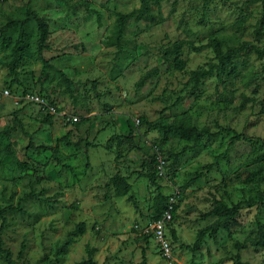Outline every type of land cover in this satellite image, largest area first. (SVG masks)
Masks as SVG:
<instances>
[{
	"label": "rangeland",
	"instance_id": "rangeland-1",
	"mask_svg": "<svg viewBox=\"0 0 264 264\" xmlns=\"http://www.w3.org/2000/svg\"><path fill=\"white\" fill-rule=\"evenodd\" d=\"M147 1L149 15L127 18L117 40L116 13L139 8L140 0H0V27L24 19L28 3L50 27L41 52L45 65L33 42V19L14 73L9 64L18 31L8 30V46L0 43V91L11 93L0 96V208L21 209L6 213L0 237L13 264H74L91 247L97 264H234L237 253L236 264H264V247H234L256 232V218L264 228V57L243 48H264V36L256 33L261 4ZM179 41L181 70L170 52ZM212 41L224 53L234 52L233 63L221 79L214 69L195 81L192 71L217 63ZM25 91L54 103L58 110L49 122L37 105L14 101ZM182 117L220 132L192 142L148 125ZM232 131L250 142L238 141L225 153ZM158 156L165 161L161 173L154 163L143 165ZM155 168L153 184L148 175ZM117 171L131 184L123 197L114 195L109 181ZM159 190L166 196L178 191L168 226L169 237L171 228L176 235L173 261L134 229L155 216ZM218 200L242 204L227 228L207 233L192 251L186 245L216 219L206 213ZM78 222L85 232L58 252ZM0 264L7 263L0 258Z\"/></svg>",
	"mask_w": 264,
	"mask_h": 264
},
{
	"label": "trees",
	"instance_id": "trees-1",
	"mask_svg": "<svg viewBox=\"0 0 264 264\" xmlns=\"http://www.w3.org/2000/svg\"><path fill=\"white\" fill-rule=\"evenodd\" d=\"M261 4V10L262 15L258 21V28L256 30V33L260 36H264V0H257ZM141 6L137 9H133L132 11L128 13H116L118 18V26L116 29L117 34V40L121 37L122 31L124 29V23L127 18H130L132 16H135L136 18L145 17L149 15V4L147 0H140ZM25 18L24 19H12L7 21L3 26L0 27V43L4 46H8V37L7 33L9 29L17 30V37L13 41V44L11 46V52L13 54L12 60L10 61V71L14 73L19 61L24 57L25 48L29 45L30 39L28 37V31H27V23L30 19H33L36 24V34L33 39V42L36 46L37 53L39 54V58L41 61L46 64V60L41 56V52L47 48V41L50 34V27L46 20H44L36 11L32 10L29 3L26 5L25 10ZM212 46L214 48V51L216 53L217 63L211 66L209 69H200V70H194L191 72V79L197 80L201 76L210 74L215 69V73L219 79L222 78L224 74H226L228 71V66L233 63L231 57L233 56L234 52L229 51L224 53L218 43L216 41H212ZM183 45L182 41L176 42L173 44L171 53L174 54L176 57L174 59L175 67L179 70L183 68V62L178 58V54L181 50V47ZM249 48V51L254 52L259 57H264V48H259L256 45L253 44H246L243 48ZM195 50H198V48H194ZM142 78L138 84H143ZM38 92V91H37ZM41 94V93H40ZM42 95V94H41ZM43 96V95H42ZM45 97V96H44ZM47 99V98H46ZM49 101V99H47ZM51 104H54L52 101H49ZM58 110V109H57ZM53 117V115L47 114L46 120L49 122L50 119ZM145 120V119H143ZM71 122V121H70ZM149 127L153 128L154 126H159L163 131H173L179 138L186 140V141H197L199 139H202L203 137H210L217 135L220 131H211L207 127H201L197 128L196 126L192 125L190 121L187 118H179L174 120L171 123L167 124H155V123H148ZM224 130V129H221ZM229 131V130H224ZM7 132V131H6ZM233 134L230 136V138L227 141V146L225 149V153L228 151L229 148H231L236 142L238 141H245L250 142L249 139H247L243 132L237 133L235 131H232ZM65 138V137H64ZM63 138V139H64ZM32 143L31 141L28 144V147H31ZM108 148L109 146L106 145ZM12 154L7 151V154L5 155V160L9 161ZM179 154L175 155L174 161L178 158ZM154 163L156 166L158 162L154 157L150 159V161H143L144 164H151ZM17 167L19 169L25 168L26 163L24 162H17ZM155 166V167H156ZM156 168L154 169L153 173L148 175L149 180L154 184V176L153 174L156 172ZM203 175L202 172H199L195 175L194 180H197ZM109 181L111 183L113 193L116 197H123L128 194V192L131 189V184L128 181L127 176L122 175L119 171L115 172L110 178ZM160 188L159 186H157ZM167 196L160 192V190L157 192V194L154 196V206L156 210L155 216H153V219H156L159 217L161 212L164 209L165 202H166ZM241 202L238 201L236 203H232L231 205H227L225 202L218 200L216 201L214 207L209 210L206 213V216L209 215H215L216 219L209 225L201 228L197 232V236L193 242L192 245H186L187 248H190L192 251H196L200 248V245L204 241L205 235L207 233L214 236L216 232L221 228H227L229 223L231 222L232 218L238 214L239 208L241 206ZM75 206V205H74ZM177 205H175L174 212L172 215V220L175 216V210ZM20 207L18 205L16 206H6L3 208H0V232L3 230V228L6 225V213L8 211L10 212H16L20 211ZM172 222V221H171ZM170 227V224H169ZM256 227L257 230L254 232V234H251L244 238L242 242H234V247L237 249V251H240L242 248L250 246H262L264 247V228L263 224L256 218ZM169 229V228H168ZM85 232V224L84 222H78L75 224L74 228L70 230L67 234V236L64 238L61 245L58 247V252L64 253L67 249V247L72 243L74 237L78 234H83ZM171 237L172 239H176V235L174 230L171 228ZM144 237H150L149 235H143ZM171 239V238H170ZM171 239V242H172ZM25 249V243L24 241L21 243L19 251H18V257H21ZM87 255L85 258H82L81 260L75 262L74 264H97L96 260L94 259L93 255L96 252V249L91 247L87 248ZM142 254L144 256V250H142ZM0 258L4 260L7 264H13V260L11 258V252L9 249H6L3 247V242L0 237ZM236 262L239 261V254H236ZM236 262L234 264H236Z\"/></svg>",
	"mask_w": 264,
	"mask_h": 264
},
{
	"label": "built area",
	"instance_id": "built-area-1",
	"mask_svg": "<svg viewBox=\"0 0 264 264\" xmlns=\"http://www.w3.org/2000/svg\"><path fill=\"white\" fill-rule=\"evenodd\" d=\"M10 91L8 89H2L0 91V96H10ZM15 102H30L39 107L40 110L47 114L53 115L57 113V107L51 104L44 96L40 93L34 91H25L16 95L14 98ZM66 121H77V117L72 115H65ZM138 122V119H137ZM157 168L159 173H161L162 166L164 164V159L161 156L157 157ZM178 191H173L167 196L165 206L159 217L156 219H151L145 223H137L134 225V229L141 235H149L152 237L158 247V251L164 259H169L171 261L175 260L173 256L172 242L168 235V226L172 221V215L174 212L175 205H177Z\"/></svg>",
	"mask_w": 264,
	"mask_h": 264
}]
</instances>
